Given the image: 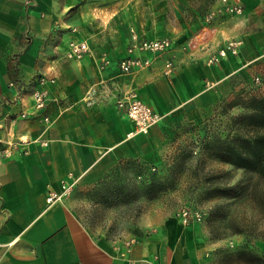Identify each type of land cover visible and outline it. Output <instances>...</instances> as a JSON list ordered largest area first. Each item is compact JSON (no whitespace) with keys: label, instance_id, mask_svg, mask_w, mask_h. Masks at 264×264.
Here are the masks:
<instances>
[{"label":"crops","instance_id":"obj_1","mask_svg":"<svg viewBox=\"0 0 264 264\" xmlns=\"http://www.w3.org/2000/svg\"><path fill=\"white\" fill-rule=\"evenodd\" d=\"M240 1L246 14L264 5ZM216 3L0 0V264H216L218 243L196 222L163 216L139 224L138 232L108 235L74 207L75 197L122 178L126 165L131 179L140 165L158 168L172 121L201 116L247 63L252 33L239 32L246 21L237 16L219 17L205 38L192 39ZM130 26L140 37H170L172 45L122 74L118 60L127 55ZM232 37L242 39L237 54L207 63ZM72 39L89 43L80 59L66 54ZM102 52L111 60L105 68ZM171 53L174 69L165 74ZM41 75L54 78L47 87L56 100L37 113L31 92ZM129 90L162 116L146 133L130 134L134 123L116 105ZM51 194L59 196L49 201ZM131 236L137 240L126 250ZM255 244L264 259V239Z\"/></svg>","mask_w":264,"mask_h":264},{"label":"rangeland","instance_id":"obj_2","mask_svg":"<svg viewBox=\"0 0 264 264\" xmlns=\"http://www.w3.org/2000/svg\"><path fill=\"white\" fill-rule=\"evenodd\" d=\"M259 7L234 15L246 21L239 32L252 33L247 63L230 77V87L201 116L172 121L164 147L166 160L158 168L140 165V176L133 179L126 165L118 172L122 178L75 197V211L90 228L125 236L138 232L144 221L180 218L181 208L188 207L200 211L201 219L193 222L218 243L216 264H264L255 244L264 239V181L219 160L203 144L206 132L219 131L223 136L232 131L231 115L239 113L241 105L229 107L230 102L264 93V5ZM129 31L135 29L130 26ZM159 175L162 187L154 180Z\"/></svg>","mask_w":264,"mask_h":264},{"label":"built area","instance_id":"obj_3","mask_svg":"<svg viewBox=\"0 0 264 264\" xmlns=\"http://www.w3.org/2000/svg\"><path fill=\"white\" fill-rule=\"evenodd\" d=\"M245 8L240 0H218V3L209 8L204 14L203 21L205 22L202 30L198 31L192 39L205 38L210 30H214L213 21L219 17L229 15L243 14ZM212 25V26H211ZM197 40V39H196ZM242 39L232 37L226 41L211 55L207 57L206 62L209 64L217 63L222 57L228 54H237ZM172 39L170 37L161 38H147L140 37L135 31L130 32L129 41L126 46L127 55L118 60L119 71L122 74L129 73L134 69L144 68L149 65V57L145 54H159L171 49ZM194 45V41L189 40L188 46ZM89 43L86 40L69 41L67 56L75 59L82 58L89 51ZM110 58L106 52H102L99 58V66L105 68L110 63ZM174 55L171 53L164 60L163 72L170 74L174 69ZM258 81V77H255ZM54 78L41 75L38 78V87L33 89L31 96L33 99V112H41L46 109L51 101L56 99L50 95L47 84L53 83ZM117 107L124 111L126 115L133 121L134 129L130 134L138 132L146 133L152 125L161 119V115L155 111L149 104L138 98L135 91H126L116 99ZM22 116L26 113H21ZM45 122L50 121L48 115H43ZM65 190H67V187ZM59 195L51 194L48 200L57 198ZM182 221L187 224L201 219L202 215L198 210H191L188 207L181 208L179 212ZM137 238L134 236L128 237L124 240L126 250L136 242Z\"/></svg>","mask_w":264,"mask_h":264},{"label":"trees","instance_id":"obj_4","mask_svg":"<svg viewBox=\"0 0 264 264\" xmlns=\"http://www.w3.org/2000/svg\"><path fill=\"white\" fill-rule=\"evenodd\" d=\"M236 104L241 105V111L231 115V133L228 131L221 136L219 131L206 132L204 148L219 160L251 171L264 181V93L240 98L228 106ZM162 179L160 175L154 179L160 187Z\"/></svg>","mask_w":264,"mask_h":264}]
</instances>
